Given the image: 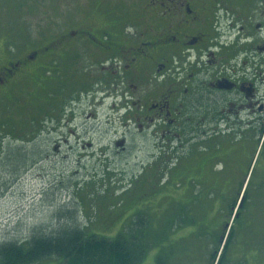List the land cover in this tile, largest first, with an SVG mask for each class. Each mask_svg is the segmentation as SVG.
Instances as JSON below:
<instances>
[{"label": "flooded vegetation", "instance_id": "1", "mask_svg": "<svg viewBox=\"0 0 264 264\" xmlns=\"http://www.w3.org/2000/svg\"><path fill=\"white\" fill-rule=\"evenodd\" d=\"M91 10L66 29L58 51L45 49L43 63L31 48L0 64V91H10L30 70L40 86L57 69L53 62L76 64L80 41L92 57L75 72L77 90L63 104L67 126L85 114L109 125L121 120L128 133L117 149H127L135 134L153 140L149 147L166 157L220 137L229 140L223 154L228 148L238 154L243 138L259 143L264 0H97ZM67 145L80 157L98 155L93 142Z\"/></svg>", "mask_w": 264, "mask_h": 264}, {"label": "rangeland", "instance_id": "2", "mask_svg": "<svg viewBox=\"0 0 264 264\" xmlns=\"http://www.w3.org/2000/svg\"><path fill=\"white\" fill-rule=\"evenodd\" d=\"M35 1L0 0V41L3 36L10 35L9 21L15 20L17 26L20 28L21 24L31 36V42L35 45L47 44L50 39L63 33L65 28H72L80 23L82 15L92 13L91 9L97 0H41L38 12L23 20L21 18V22L16 21L24 16ZM41 33L46 36L40 38ZM26 40L27 38L24 43ZM2 43H5V39ZM79 43L82 57L76 60L75 65L62 60L58 67L63 71V66H66L68 70L78 72L83 65L91 62V52L80 41ZM14 48L17 50V47ZM57 70L58 68L52 72L54 78L60 73ZM74 83L75 78L71 82L65 81L64 87L52 85L66 94L68 90L74 89L71 88ZM37 85L38 82H32L31 93L36 94L35 89L38 92L41 90ZM23 87L26 88L21 86L18 93L25 90ZM65 94L61 93V100L66 99ZM32 102L28 94L22 100L6 103L14 105L19 111L36 113V107L31 106ZM2 107L3 102L0 103V109ZM66 120L67 117L64 116L62 126L58 128L53 122L42 125L43 134L33 144L17 143L15 137L9 135L0 145V244L6 239L23 241L34 230L48 235L51 231L73 228L76 225L89 226L88 229L97 234L114 236L131 221L134 213L147 211L151 214L153 227L167 228L168 234L170 229L176 231L175 236L169 235L168 241L170 238L173 242L180 238V243L192 241V244L196 242L201 247L207 243V247L215 248L212 247L213 241H210L208 233L220 228L223 216L226 221L230 220L231 212H236L232 209V204L241 196L238 201L240 214L234 223L236 240L231 262L264 264L263 143L258 145L256 139L250 143L243 138L238 154L233 152L231 155L228 148L225 154L221 153L223 159L218 160V156H215L217 160L211 161L212 171L219 176L220 184L199 181L195 176H191L189 181H182L181 177L173 178L170 174L154 183L155 167H151L149 174L143 173L144 170L147 171L153 164L160 167L164 164L171 165L176 159L168 170L178 164L182 168L189 159L197 157L200 150L192 148L193 144H190L175 151L174 156L170 153L171 157H166L161 155L163 151L149 147L154 143L153 140L134 134L130 137L127 149L123 151L115 146V142L128 133L121 120L109 125L104 117L87 119L86 114L69 122L68 126ZM72 130L75 135L71 134ZM217 140L220 142H209L207 152H218L229 141L223 137ZM79 141L95 143L94 153L98 155L80 157L81 151L70 150L71 147L67 144L74 145ZM17 150H24L29 161L25 162L21 155L17 157ZM179 153L186 154V157L178 158ZM20 161L26 164L19 165ZM149 186L152 192L148 195L145 191ZM154 186L156 189H153ZM181 191L185 192L179 194L181 197L185 196L183 199L177 196V192ZM167 193L172 197L177 196L176 201L171 203L162 198ZM245 193L246 200L243 198ZM148 196V200H145ZM214 218L213 224L210 219ZM203 224L208 226H202ZM191 227L201 229L204 235L194 237L196 233H192ZM165 238L163 235L162 246L168 248L169 243ZM157 249L151 250L141 264H153ZM189 258L185 264H194L197 260L201 263L209 256L201 255L195 260L192 254ZM40 264L62 263L50 259Z\"/></svg>", "mask_w": 264, "mask_h": 264}, {"label": "trees", "instance_id": "3", "mask_svg": "<svg viewBox=\"0 0 264 264\" xmlns=\"http://www.w3.org/2000/svg\"><path fill=\"white\" fill-rule=\"evenodd\" d=\"M40 2L41 0H36L33 5L29 6V10H26L24 16L17 18L16 21L21 22V18L23 20V18L28 15L32 16L34 13L38 12ZM9 22L11 28L10 35L3 36L0 41V64L6 63L7 61L11 62V60L12 62L18 61L21 59L20 57L24 56V53L26 55L31 48H35V50L38 51L39 63H43L46 48L51 52H56L65 43L64 38H62L63 32L58 37L50 39L47 44L35 45L31 42V36L21 27V24L19 28L15 20ZM45 36L46 34L44 33L40 34V38ZM25 38H27V40L24 43ZM3 39H5L4 44L2 43ZM52 40H54V43H51ZM14 47H17V50ZM37 63L38 60L32 65V69ZM65 68L67 71H70L67 67ZM57 71H60V73L56 78L53 76L50 77L47 74L41 78L42 84L38 86L41 90L38 92L35 89L36 94L31 93L32 90L30 85L34 81L31 70L25 74V76H20L19 82H16L14 88L10 91L2 88L0 91V103L3 102V107L0 109V137L2 136L0 145L3 144L4 140L9 135L14 136V140L17 143L33 144L37 141L39 135L41 133L43 134V130L41 129L42 125H46L50 121H52L56 127L61 125L63 104L67 102L69 95L74 96L75 91L70 90L69 92L71 93L68 95L65 94L64 91H59L57 88L53 87L52 84H58L60 87H64L65 81H73L76 74L73 72L65 73L61 71V68ZM63 79L65 81H63ZM21 86H26L29 91L23 87L25 90L18 93ZM61 93L66 95L65 100H61ZM28 94L31 96V102L33 100L31 106L36 107V113L19 111L14 105L12 106L10 103H6L8 101L14 102L22 100ZM214 142L220 141L215 140ZM262 143L264 147V140ZM260 144L261 141H259L258 145ZM208 145L209 142H205L197 157L189 159L182 168H180L178 164L176 167H173V169L168 170L169 166H172L177 160L176 159L173 164H164L163 167L153 164L150 166V169L147 171L144 170L143 173L146 172L149 174L153 166L156 170L154 183L157 181L159 182L160 178V181L163 178L165 179L167 175L170 174L173 178L181 177V179H183L182 181L190 180L191 176H195L199 181L220 184L219 176L212 171L213 165L211 161L217 160L215 156H218V160L221 159V157L223 159L220 152L221 149H219L218 152L210 153L207 152L206 146ZM203 148L204 151H202ZM23 151L24 150H17V157L21 155L24 161L27 162L29 161L28 154L23 153ZM174 152L175 151L171 152V156L176 154H174ZM185 157L186 154L182 155L181 153L178 158ZM24 161H20L19 165L26 164ZM155 187L156 186H154L153 189H156ZM147 192L148 195L152 192L150 186L146 188L145 193ZM177 193L179 197H181L179 194H185L183 191ZM167 194L168 195L163 194L162 198H166L167 201L171 203L176 201L175 198H177V196L172 197L171 194ZM184 197L185 196L179 199H183ZM148 198L149 196L146 197L145 200H148ZM243 198L246 200V193ZM238 201L236 200V202L232 204V209H235L236 212H231L230 220L226 221L223 216L220 228H217L216 231L210 230L208 233L211 237L210 241H213L212 247L215 248L207 247V243L202 247L196 242L192 244V241L180 243V238H178V240L174 238V242L170 238L169 241L172 243L171 244L168 241V237L170 234V237L175 236L176 231L170 229L168 234L167 228L161 226L157 228L153 227L151 225V214L147 211H138L133 214L131 221L125 224L123 229L114 236L97 234L89 230V226L82 227L76 225L73 228L68 227L66 229L62 228L60 230L57 229V231H51L48 235L39 234L38 230H34L33 233L23 241L6 239L0 244V264H40L50 259H56L62 264H141L146 259L148 253L156 247L158 248V253L155 256L153 264H185L184 262H187V259H190L189 257L192 254H194L195 260L199 259L201 255L204 257L209 256V258H205L203 262L200 263L199 260H197L194 264H245L241 261L239 263L231 262L232 255L234 254L233 245L236 240L234 223L241 209ZM159 218H161V214ZM215 219L216 218L210 219L213 224L215 223ZM202 226L207 227L208 225L203 224ZM191 228L192 233H196L194 237L204 235V232L200 231L201 229L197 230L194 227ZM163 235L166 236L165 241L169 243L168 248L162 246L161 239ZM159 245H161V247Z\"/></svg>", "mask_w": 264, "mask_h": 264}]
</instances>
